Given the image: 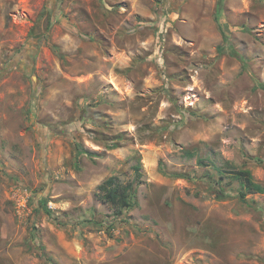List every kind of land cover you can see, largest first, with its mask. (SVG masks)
Wrapping results in <instances>:
<instances>
[{
  "label": "rangeland",
  "instance_id": "374dc122",
  "mask_svg": "<svg viewBox=\"0 0 264 264\" xmlns=\"http://www.w3.org/2000/svg\"><path fill=\"white\" fill-rule=\"evenodd\" d=\"M217 9L0 0V264H264V193L226 171L264 185V0Z\"/></svg>",
  "mask_w": 264,
  "mask_h": 264
},
{
  "label": "trees",
  "instance_id": "16d2710c",
  "mask_svg": "<svg viewBox=\"0 0 264 264\" xmlns=\"http://www.w3.org/2000/svg\"><path fill=\"white\" fill-rule=\"evenodd\" d=\"M224 7V0H218V9L216 12V19L219 21L220 15L222 13ZM219 26L222 32L223 42L224 45H228L233 48V44L230 38V35L223 29V26L219 22ZM223 46H220V49ZM232 53L235 54V50L232 49ZM239 59L242 62L243 67L247 64V59L243 55H239ZM188 156H193V153L190 150L186 151ZM258 162H262L261 158H258ZM233 175L237 176L238 178L242 179V183L246 190H241L239 195L242 200L247 201V194L248 193H264V185L254 180L252 172L250 169H240L237 171L226 170ZM101 199L109 204L114 212L116 213V218H119L123 215V212L129 208H131L134 204V199L132 197L134 188V182L130 181L124 183L123 181L119 180L117 176H110L107 178L101 185ZM46 207V199L41 201ZM248 202V201H247ZM48 212L51 211L48 209Z\"/></svg>",
  "mask_w": 264,
  "mask_h": 264
}]
</instances>
